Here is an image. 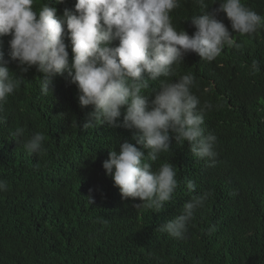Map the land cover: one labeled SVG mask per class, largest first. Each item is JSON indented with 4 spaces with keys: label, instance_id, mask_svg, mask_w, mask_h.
Here are the masks:
<instances>
[{
    "label": "trees",
    "instance_id": "obj_1",
    "mask_svg": "<svg viewBox=\"0 0 264 264\" xmlns=\"http://www.w3.org/2000/svg\"><path fill=\"white\" fill-rule=\"evenodd\" d=\"M245 3L264 15V0ZM232 34L242 47H226L214 66L189 58L198 83L193 92L214 105L204 126L218 137L215 164L195 159L190 145L179 146L170 133L172 152L161 161L176 166L181 184L159 212L137 209L139 199L125 200L103 168L118 142L140 147L135 130L107 123L86 130L92 108L81 109L75 86L56 76L52 94L43 96L36 81L42 74L14 72L24 83L9 98L7 123L0 125V180L10 188L0 192V264H264V29ZM253 60L260 66L255 75ZM17 127H25L26 136L45 133L43 155L20 147L12 135ZM185 178L196 182L195 193L187 191ZM204 191L212 196L187 239L159 232ZM211 225L216 231L209 235Z\"/></svg>",
    "mask_w": 264,
    "mask_h": 264
},
{
    "label": "clouds",
    "instance_id": "obj_2",
    "mask_svg": "<svg viewBox=\"0 0 264 264\" xmlns=\"http://www.w3.org/2000/svg\"><path fill=\"white\" fill-rule=\"evenodd\" d=\"M231 28L240 36L258 35L264 15L245 0H0V125L7 123L9 98L24 83L15 73L42 74L36 81L43 96L52 94L56 76L66 80L81 109L92 108L86 130L105 123L135 130L140 147L118 142L119 151H109L103 168L125 200L139 199L137 209L159 212L181 184L176 166L161 161L172 152L170 133L179 146L190 145L195 159L215 164L218 137L204 126L214 105L193 92L198 83L189 58L214 66L226 47L240 49ZM250 69L259 72V61ZM25 133L17 127L12 135L29 155H43L45 133ZM184 184L197 191L194 180ZM8 191V182L0 180V192ZM211 196H193L159 232L187 239ZM87 201L95 203L91 195ZM215 231V225L207 229L209 235Z\"/></svg>",
    "mask_w": 264,
    "mask_h": 264
}]
</instances>
